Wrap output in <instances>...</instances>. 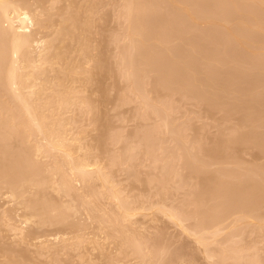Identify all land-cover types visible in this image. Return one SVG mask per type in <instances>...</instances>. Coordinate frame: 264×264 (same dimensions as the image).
I'll return each instance as SVG.
<instances>
[{
	"label": "rangeland",
	"instance_id": "374dc122",
	"mask_svg": "<svg viewBox=\"0 0 264 264\" xmlns=\"http://www.w3.org/2000/svg\"><path fill=\"white\" fill-rule=\"evenodd\" d=\"M179 1L184 0L26 1L44 14L37 12L45 25L38 35L53 42L54 54L48 55L56 65L28 67L27 77V67L20 71L27 103L0 69L5 84L0 86L5 94L0 96V264H264V0H186L189 5L195 1L193 7ZM231 2L240 6V16ZM191 7L200 11L199 16L194 11L199 19ZM256 18L262 29L252 23ZM3 41L0 53L1 45L9 47ZM77 64L81 70L74 74ZM32 104L39 109L36 115L31 110L38 119L29 111ZM13 106V113L24 109L30 118L24 111L14 117ZM50 139L64 140L72 154L67 157L46 142ZM27 150H34V157ZM32 179L51 187L34 186ZM14 182L21 183L18 191H29H20L18 200L10 196ZM35 202L36 208L47 209L45 219H35L40 211L32 223L24 222L19 213L28 214L30 208L32 215ZM246 213L250 217L244 220ZM12 221L24 228L22 233L12 229ZM213 222L223 224L221 230ZM206 231L214 236L203 242L198 236ZM60 234L71 241H55ZM39 235L49 243L39 244Z\"/></svg>",
	"mask_w": 264,
	"mask_h": 264
},
{
	"label": "bare ground",
	"instance_id": "6f19581e",
	"mask_svg": "<svg viewBox=\"0 0 264 264\" xmlns=\"http://www.w3.org/2000/svg\"><path fill=\"white\" fill-rule=\"evenodd\" d=\"M25 1V2H24ZM27 0H0V38H2V40H4L3 42H5L6 41V43H8L9 42V47L7 46V47H5V46H3V45H1L2 46V48L1 49H4L1 53H0V57L2 58L3 57V59H4V57L5 56H7L8 55V57L6 58L7 60H8V62H7V60H1V58H0V69H2V71H4L3 73H2V76H4V78L5 77H7L8 79H10V83H13V84H15L14 86H12V89H13V87L15 88V90H16V92H17V95H18V97H20L21 98V100H23L24 101V103H27V101H28V98L30 97L29 95V97H27V101H26V99H25V95H23L24 93H23V90H22V88H23V83H22V81L24 82L25 80H23V79H21L22 81H20V79L19 78H22V74H21V72H22V69L23 68H25V67H27L25 70H26V73L24 74L25 75V77H27L26 75H29V74H27V71L28 70H30L31 68H33V69H35V67H38V68H40V67H42V66H44V64H46V63H50V58H52V60L51 61H54L53 60V57H50L49 55H51V54H49V51L51 50V43H53L52 41L50 42L49 40H48V38L46 37V36H44V37H42V35L41 36H39L38 34L40 33H38V31H41L40 30V28H41V26H42V23L41 22H43V21H41V19L39 18V15H41L40 17H42V15H44L43 13H42V11L41 10H33V8H31L30 7V5H28V2H26ZM133 1V0H132ZM138 1V0H137ZM148 1H150V0H148ZM169 1V0H168ZM173 1V0H172ZM184 1H185V3H184ZM184 1H182L183 2V4L184 5H186V3H187V1L186 0H184ZM229 1V0H228ZM231 1V0H230ZM230 1H229V3L228 4H230ZM248 1V0H247ZM261 1V0H260ZM154 2H155V0H154ZM180 2V1H179ZM182 2H180V3H182ZM198 2V1H197ZM223 2V1H222ZM234 3H235V0L233 1ZM241 2V1H240ZM264 2V1H263ZM263 2L261 1V4H263ZM140 2H138V4H139ZM153 3V2H152ZM151 3V4H152ZM165 3V2H164ZM170 3H171V0H170ZM169 3V4H170ZM194 3H195V1H194ZM194 3L192 4L193 6H194ZM234 3H232L231 2V6L233 5V7H235L236 9H234V10H236V13L238 14L240 11H241V9L240 10H238L237 8L238 7H240V6H236L237 5V3H236V5L234 6ZM30 4V3H29ZM129 4V3H128ZM150 4V5H151ZM167 4V3H166ZM178 4V3H177ZM188 4V6L190 7V6H192V5H189V3H187ZM204 4V3H203ZM214 4V3H213ZM223 4V3H222ZM125 5V4H124ZM127 5V4H126ZM140 5V4H139ZM138 5V6H139ZM154 5V4H153ZM174 5V4H173ZM176 5V4H175ZM174 5V6H175ZM198 4H196V6H197ZM205 5H207V4H205ZM264 5V4H263ZM45 6V5H44ZM178 6H179V4H178ZM177 5L175 6L176 8H177V10H178V8H180V7H178ZM181 6V5H180ZM187 6V5H186ZM192 6V7H193ZM230 6V7H231ZM154 7H155V5H154ZM171 7V6H170ZM192 7L191 8H189V10L190 9H192ZM258 7V6H257ZM134 8H137V6L136 7H134ZM141 8H142V6H141ZM141 8L139 9V8H137V10H141ZM202 8V7H201ZM44 9V8H43ZM42 9V10H43ZM49 9V8H48ZM152 9H153V7H152ZM172 9V8H171ZM195 10V13L196 14H198V16L200 15L199 14V12L197 11L196 12V8H194ZM199 10H200V8H198ZM233 9V8H232ZM250 9V8H249ZM263 9V8H262ZM261 9V10H262ZM130 10V9H129ZM135 10V9H134ZM148 11V8L146 9H144V11ZM182 10H183V8H182ZM237 10H238V12H237ZM261 10H260V12H261ZM41 11V12H40ZM44 11V10H43ZM136 11V10H135ZM134 11V12H135ZM190 11H192V14H193V16L194 17H197V19H199V17L196 15H194L195 13H194V11H193V9L192 10H190ZM245 11H246V9H245ZM263 11V10H262ZM39 13V15H38V13ZM130 12V11H129ZM132 12V11H131ZM134 12H133V14H134ZM259 12V13H260ZM42 13V14H41ZM45 13V12H44ZM181 13H187L186 11H181ZM180 13V14H181ZM251 13V12H250ZM250 13L248 14V15H250ZM253 13V12H252ZM132 14V13H131ZM133 14H132V16H133ZM191 14V15H192ZM186 16L188 15V14H185ZM239 15V14H238ZM241 15V14H240ZM239 15V16H240ZM252 15V14H251ZM189 16H190V13H189ZM74 17V16H73ZM127 17H128V15H127ZM162 17V16H161ZM180 17V16H179ZM243 17V16H242ZM241 17V18H242ZM247 17V16H246ZM261 17H263V16H261ZM260 17V18H261ZM46 18V17H45ZM44 18V19H45ZM189 19H191L190 17H188ZM204 18V17H203ZM259 18V19H260ZM73 20H74V18H72ZM193 20H194V18H192ZM191 19V20H192ZM197 19H195V21H198ZM253 19H255L254 18V15H253ZM132 20H133V17H132ZM200 20H202V17H201V19ZM204 20V19H203ZM256 20H257V22H256ZM256 20H254L252 23L255 25L256 23V25H257V27H259L260 28V25H261V23H259L258 22V18H256ZM41 21V22H40ZM77 21H79V20H77ZM246 21V20H245ZM263 21V20H262ZM261 21V22H262ZM174 22V21H173ZM41 25H40V24ZM86 23V22H85ZM84 23V24H85ZM240 23V22H239ZM75 24V23H74ZM81 24V23H80ZM79 24V25H80ZM238 24V23H237ZM252 24V25H253ZM258 24H260V25H258ZM264 24V23H263ZM67 25V24H66ZM87 25V24H86ZM240 25V24H239ZM242 25V24H241ZM44 27H45V25H43ZM43 26H42V28H43ZM64 26V25H63ZM68 26V25H67ZM244 26V25H243ZM40 27V28H39ZM81 27V26H80ZM256 27V26H255ZM51 28V27H50ZM57 28V27H56ZM258 28V29H259ZM264 28V27H263ZM60 29V28H59ZM73 29V28H72ZM81 29V28H80ZM247 29H249V28H247ZM260 29H262V28H260ZM44 30H46V29H44ZM43 30V31H44ZM57 30V29H56ZM69 30H71V29H69ZM257 30V29H256ZM58 31V30H57ZM79 31V30H78ZM254 31L255 30H250V32H253L254 33ZM69 32V31H68ZM248 32H249V30H248ZM60 33V32H59ZM59 33H56V34H58L59 35ZM82 33H83V31H82ZM81 33V34H82ZM56 34H54V36L56 35ZM70 34H71V32H70ZM129 34H131V33H129ZM234 34H235V32H234ZM255 34V33H254ZM58 35H56V36H58ZM132 35H133V33H132ZM137 35H138V33H137ZM236 35V34H235ZM46 37V38H45ZM74 37V36H73ZM232 37V36H231ZM236 37V36H235ZM239 37V36H238ZM260 37V36H259ZM262 37V36H261ZM66 38H68V36L66 37ZM79 38V37H78ZM78 38H76L77 40H78ZM60 39V38H59ZM86 39V38H85ZM236 39H238V38H236ZM257 39V38H256ZM262 39V38H261ZM55 40H56V38H55ZM65 40V39H64ZM71 40V39H70ZM81 40V39H80ZM87 40V39H86ZM86 40H84V42L86 41ZM238 40H241L240 38L238 39ZM247 40V39H246ZM50 42V45H49V42ZM61 42V41H60ZM91 42V41H90ZM227 42H228V38H227ZM233 42V41H232ZM241 42V41H240ZM259 42V41H258ZM5 43V44H6ZM66 43V42H65ZM81 42H79V44H80ZM78 44V45H79ZM86 44H87V42H86ZM59 45H62V44H60L59 43ZM58 45V46H59ZM69 45H70V43H69ZM82 44H80V46H81ZM91 45V44H90ZM89 45V46H90ZM259 45V44H258ZM262 45V44H261ZM53 46H54V44H53ZM84 46H85V44H84ZM87 46V45H86ZM85 46V47H86ZM5 47V48H4ZM75 47V46H74ZM264 47V46H263ZM88 48V47H87ZM240 48V47H239ZM5 49L7 50V51H5ZM80 49H82V48H80ZM259 49V48H258ZM78 50V49H77ZM233 50V49H232ZM244 50V49H243ZM249 50V49H248ZM263 50V49H262ZM5 51V52H4ZM56 51V50H55ZM64 51V50H63ZM68 51H69V49H68ZM83 51H85V50H83ZM90 51V50H89ZM235 51V50H234ZM237 51V50H236ZM250 51V50H249ZM51 52V51H50ZM58 52V51H57ZM66 52V51H65ZM70 52H71V49H70ZM78 52V51H77ZM85 52H87V51H85ZM241 52V51H240ZM244 52H245V50H244ZM263 52H264V50H263ZM51 53H53V50H52V52ZM60 53V52H59ZM68 53V52H67ZM81 53H84V52H81ZM260 53V52H259ZM3 54V55H2ZM7 54V55H6ZM49 54V55H48ZM54 54V53H53ZM56 54V53H55ZM64 54V53H63ZM237 54H238V52H237ZM246 54V53H245ZM84 55H85V53H84ZM233 55H234V53H233ZM249 55H251V54H249ZM260 55V54H259ZM263 55V54H262ZM61 56V55H60ZM59 56V57H60ZM252 56V55H251ZM236 57H237V55H236ZM240 57V56H239ZM57 58H58V56H57ZM250 58V57H249ZM61 59V58H60ZM69 59V58H68ZM71 59V58H70ZM69 59V60H70ZM240 59V58H239ZM61 60H63V59H61ZM60 60V61H61ZM247 60H249V59H247ZM2 61V62H1ZM58 61V60H57ZM56 61V62H57ZM250 61H252V60H250ZM55 62V63H56ZM62 63H63V61H61ZM61 62H59V63H61ZM66 62H68V60H66ZM87 62V61H86ZM52 64H53V62H51ZM51 63L49 64V65H51ZM58 63V64H59ZM65 63V62H64ZM70 63V62H69ZM58 64H57V66H58ZM67 64V63H66ZM65 64V65H66ZM54 65V64H53ZM52 65V66H53ZM56 65V64H55ZM54 65V66H55ZM64 65V64H63ZM79 65H80V63H79ZM79 65L77 64L76 65V69L78 68V70H76V72H74V74L75 73H77V71H80L81 69V67L79 68ZM254 65V64H253ZM56 66V67H57ZM61 66V65H60ZM69 66H71L72 67V65H69ZM82 66V65H81ZM28 67L30 68V69H28ZM50 67V66H49ZM65 67V66H64ZM71 67H69V68H71ZM54 68V67H53ZM69 68H66V69H64V70H67V69H69ZM74 68V67H73ZM88 68V67H87ZM28 69V70H27ZM33 69H32V71H33ZM37 69V68H36ZM25 70H23V71H25ZM39 70V69H38ZM44 70V69H43ZM57 70H58V68H57ZM70 70V69H69ZM87 70H89V69H87ZM86 70V71H87ZM21 71V72H20ZM36 71V73H38L39 71H37V70H35ZM34 71V72H35ZM71 71H72V69L70 70V72L69 73H71ZM73 71H74V69H73ZM73 71H72V73H73ZM84 71V70H83ZM1 72V71H0ZM30 71H28V73H29ZM33 72V73H34ZM42 72H44V71H42ZM42 72H41V76L40 77H43L42 75ZM63 72V71H62ZM66 72V71H65ZM33 73H32V75H33ZM83 73V72H82ZM4 74V75H3ZM20 74H21V77H20ZM31 74V73H30ZM40 74V73H39ZM47 74H49V73H47ZM59 74V73H58ZM89 74V73H88ZM23 75V76H24ZM31 75V76H32ZM34 75H37L38 76V74H34ZM66 75H67V73H66ZM30 76V75H29ZM36 76V77H37ZM34 77V76H33ZM33 77H32V79H33ZM39 77V78H40ZM65 77H67L68 78V76H65ZM29 78V77H28ZM31 78V77H30ZM66 78V79H67ZM0 79H1V81H2V78L0 77ZM32 79L30 80V81H32ZM36 79V78H35ZM62 79H63V77H62ZM49 80V79H48ZM61 80V79H60ZM70 80V79H69ZM73 80V79H72ZM72 80H70V81H72ZM77 80V79H76ZM1 81H0V86L2 85V83H4L3 81H2V83H1ZM27 81H28V79H27ZM35 80H33L32 81V83L34 82ZM39 81H40V79H39ZM38 81V82H39ZM42 81V80H41ZM40 81V82H41ZM44 81H45V78H44ZM51 81V80H50ZM56 81H58V80H56ZM37 82V83H38ZM66 82V81H65ZM25 83V82H24ZM28 83H29V81H28ZM58 83V82H57ZM72 83V82H71ZM75 83V82H74ZM74 83H72V84H74ZM12 84V85H13ZM36 84V83H35ZM51 84V83H50ZM29 85H31V83L29 84ZM40 85V84H39ZM42 85V84H41ZM59 85V84H58ZM5 87V84H3L1 87ZM10 86V85H9ZM33 86H34V84H33ZM54 86V85H53ZM71 86V85H70ZM69 86V87H70ZM11 87V86H10ZM8 88L10 91H11V88ZM25 87V86H24ZM28 87V86H27ZM30 87V86H29ZM37 87V86H36ZM41 87V86H40ZM45 87V86H44ZM44 87H43V89H44ZM57 87V86H56ZM26 88V87H25ZM35 88V87H34ZM38 88V87H37ZM37 88H35V89H37ZM53 88V87H52ZM64 88V87H63ZM5 89V88H4ZM7 89V88H6ZM6 89H5V91H6ZM28 89V88H27ZM33 88H30L28 91H30L29 92V94L30 95H32V93H31V91L33 92V90H32ZM35 89H34V92H35ZM51 89V88H50ZM56 89V88H55ZM67 89V88H66ZM3 89H1V91H2ZM22 90V91H21ZM26 90V89H25ZM14 91V89L12 90V92ZM44 91V90H43ZM58 91V90H57ZM59 91H60V89H59ZM3 92V91H2ZM7 92H9V91H7ZM6 92V93H7ZM11 92V93H12ZM25 92V91H24ZM41 92V91H40ZM50 92H51V90H50ZM64 92H66V91H64ZM23 93V94H22ZM42 93V92H41ZM4 94V93H3ZM3 94H0V96H2ZM9 94V93H8ZM34 94V93H33ZM39 94V93H38ZM62 94V93H61ZM61 94L59 93V95L61 96ZM7 95V94H6ZM10 95V94H9ZM8 95V96H9ZM36 95V94H35ZM43 95V94H42ZM56 95V94H55ZM65 95V94H64ZM68 95H69V93H68ZM63 96V95H62ZM70 96V95H69ZM73 96V95H72ZM5 97V94H4V96H3V98ZM10 98H11V96H9ZM16 97V96H15ZM34 97V96H33ZM41 97V95H39V98ZM43 97V96H42ZM64 97V96H63ZM62 97V98H63ZM68 97V96H67ZM76 97V96H75ZM19 98V99H20ZM47 98V97H46ZM53 98H55V97H53ZM60 98V97H59ZM25 99V100H24ZM51 99V98H50ZM50 99H49V101H50ZM67 99V98H66ZM2 100L3 99H1V102H2ZM39 100V99H38ZM4 101V100H3ZM40 101H41V99H40ZM43 101V100H42ZM41 101V104L43 103ZM48 101V100H47ZM67 101V100H66ZM71 101V100H70ZM19 101H17V103H18ZM39 102V101H38ZM53 102V101H52ZM69 102V101H68ZM45 103H46V100H45ZM50 103V102H49ZM66 103V102H65ZM65 103H63L62 105H64ZM1 104V103H0ZM6 104V103H5ZM12 104V103H11ZM35 104H38L37 102L35 103ZM52 104V103H51ZM51 104H50V106H51ZM67 104V103H66ZM65 104V105H66ZM71 104V103H70ZM4 105V104H3ZM17 104H15V106H16ZM21 105V104H20ZM9 106V105H8ZM7 106V108H9V109H11V105L8 107ZM15 106H13L12 107V112L11 113H13V110L15 111ZM33 106V104L31 105V107ZM35 107H36V105H34ZM55 106V103H54V105H53V107ZM58 106V105H57ZM56 106V107H57ZM1 108L3 107V106H0ZM27 107H28V105H27ZM65 107V106H64ZM4 108H6V106L4 105ZM20 108V107H19ZM44 108V107H43ZM16 109H17V107H16ZM21 109H23V108H21ZM34 109H36V108H34V107H32L30 110L29 109H26V110H29L30 112H32L31 110H33L34 111V114H35V110ZM46 109V108H45ZM60 109V108H59ZM62 109V108H61ZM6 110V109H5ZM18 110V109H17ZM37 111L39 110V109H36ZM40 110H41V108H40ZM10 111V110H9ZM23 111H24V109H23ZM23 111H17V112H15V113H17V114H19V112H21V114H22V112ZM28 111V112H29ZM37 111H36V113H37ZM44 111V110H43ZM42 111V112H43ZM46 111V110H45ZM51 111V110H50ZM4 112V111H3ZM2 112V113H3ZM39 112V111H38ZM48 112V111H47ZM58 112H59V110H58ZM57 112V113H58ZM1 113V112H0ZM15 113H13L14 114V117L16 116L17 117V115L15 114ZM40 113H41V111H40ZM53 113V112H52ZM57 113H56V115H57ZM5 114H7V112L5 113ZM5 114H4V117H8L9 115H6L5 116ZM20 114V115H21ZM26 113H25V111H24V113L22 114V115H25ZM32 115H33V117H35V115L33 114V112L31 113ZM47 114V113H46ZM54 114V113H53ZM27 115V114H26ZM29 115V114H28ZM27 115V116H28ZM32 115H30V116H32ZM41 115H42V113H41ZM41 115H39L40 117H41ZM45 115V114H44ZM49 115V114H48ZM48 115H47V118H46V120L48 119ZM52 116V115H51ZM54 116V115H53ZM1 117V116H0ZM19 117V116H18ZM23 117V119L24 118H27L28 119V117H24V116H21V118ZM33 117H32V119H33ZM43 117V116H42ZM59 117V116H58ZM11 118V117H10ZM21 118H20V120L19 119H17V120H19L20 122H21ZM30 118V117H29ZM35 118H39V117H35ZM52 118V117H51ZM12 119V118H11ZM22 119V120H23ZM26 119V120H27ZM32 119H30L31 121H32ZM43 119V118H42ZM16 120V119H15ZM26 120H25V122H26ZM40 120H41V118H40ZM50 120V119H49ZM54 120H56V118L54 119ZM9 121H10V119H9ZM24 121V120H23ZM39 121V120H38ZM45 121V120H44ZM53 121V120H52ZM61 121V120H60ZM4 122V121H3ZM15 122H17V121H15ZM15 122H13V123H15ZM33 122H34V119H33ZM42 122V121H41ZM46 122V121H45ZM23 123V122H22ZM32 123V122H31ZM30 123V124H31ZM36 123V122H35ZM35 123H33V124H35ZM39 124H40V122H38ZM52 123V122H51ZM55 123V122H54ZM6 124V123H5ZM28 124V125H27ZM10 125V124H9ZM21 125V124H20ZM25 125H27L28 127V130L30 129V125H29V123H27L26 122V124H24V126ZM32 125V124H31ZM46 125V124H45ZM37 126H39V125H37ZM52 126H53V123H52ZM57 127L59 126V123H58V125H56ZM65 126V125H64ZM3 127H5V126H3ZM34 127V126H33ZM35 127H36V125H35ZM34 127V128H35ZM54 127V126H53ZM53 127H51V129L53 128ZM6 128V127H5ZM27 128H26V130H27ZM63 128V127H62ZM7 129V128H6ZM18 129V128H17ZM20 129V128H19ZM18 129V130H19ZM22 129V128H21ZM24 129V128H23ZM36 129V128H35ZM38 129H40V127L38 128ZM55 129V128H54ZM31 130H33V128L31 129ZM64 130V129H63ZM3 131V130H2ZM23 131V130H22ZM37 131V130H36ZM39 131V130H38ZM18 132V131H17ZM25 132V131H24ZM23 132V133H24ZM27 132L28 131H26L25 133H26V135H27ZM33 132H35V130H33ZM41 132V131H40ZM43 132V131H42ZM44 132H45V130H44ZM52 132H53V130H52ZM67 132V131H66ZM10 133V132H9ZM14 133H15V131H14ZM29 133H30V131H29ZM37 133V132H36ZM65 133V132H64ZM68 133V132H67ZM15 134H20V133H15ZM21 134H22V132H21ZM20 134V136H18V138L20 137V139H22L21 138V135ZM31 134H35V133H31ZM40 134V133H39ZM51 134V132L49 133V135ZM60 134H61V132H60ZM25 135V134H24ZM28 135H30V134H28ZM66 135V134H65ZM13 136V135H12ZM35 136H36V134H35ZM38 136V135H37ZM40 136H41V134H40ZM52 136V135H51ZM58 136V135H57ZM23 138H24V136H22ZM27 137V136H26ZM44 137V136H43ZM46 137V136H45ZM53 137V136H52ZM52 137H51V139H52ZM63 137V136H62ZM42 138V137H41ZM48 138V137H47ZM56 138V137H55ZM72 138H74V137H72ZM28 139H29V137H27V144H28ZM32 139V138H31ZM36 139H38V138H36ZM49 140V141H46V142H49V143H52V146H54V147H57V148H60V150L62 149L63 151L65 150V152L66 153H68V155H67V157L68 156H70L72 153H70V151L69 150H67V144L65 143V141L64 140H62V139H59V140ZM65 139V138H64ZM68 139V138H67ZM71 139V138H70ZM39 140V139H38ZM38 140H36V141H38ZM43 140V139H42ZM73 140V139H72ZM75 140H76V138H75ZM31 141V140H30ZM33 141V140H32ZM71 141V140H70ZM42 142V141H41ZM22 143V142H21ZM31 143V142H30ZM35 143V142H34ZM39 143V142H38ZM45 143V142H44ZM44 143H43V145H42V147L44 146ZM40 144H42V143H40ZM46 144V143H45ZM48 144V143H47ZM38 145V144H37ZM31 146H33V145H31ZM30 146V147H31ZM47 145H45V147H46ZM48 146H49V144H48ZM30 147H28L27 149L29 150L30 149ZM41 147V148H42ZM51 147V146H50ZM49 147V148H50ZM36 148V147H35ZM35 148L33 147V149L35 150ZM53 148V147H52ZM64 148V149H63ZM26 150V149H25ZM23 151L24 153H27V155L29 156V154H31V152L33 153V151L31 150V151ZM50 150H51V148H50ZM2 151V150H1ZM36 151V150H35ZM34 151V153L36 154V152ZM37 151H39V150H37ZM43 151V150H42ZM41 151V152H42ZM54 152H55V150H53ZM57 151H58V149H57ZM41 152H40V154H41ZM53 152V153H54ZM29 153V154H28ZM49 153V152H48ZM52 153V154H53ZM34 154V155H35ZM50 154V153H49ZM56 154V153H55ZM63 154V153H62ZM74 154V153H73ZM25 155V154H24ZM27 155L25 156V157H27ZM32 155V154H31ZM39 155V154H38ZM33 156V155H32ZM35 156H37V155H35ZM54 156V155H53ZM58 156V155H57ZM74 156V155H73ZM24 157V158H25ZM34 157V156H33ZM60 157V156H59ZM77 157V156H76ZM86 157V156H85ZM30 158H32V157H30ZM37 158H38V156H37ZM36 157L34 158V159H37ZM61 158V157H60ZM81 158V157H80ZM28 159V158H27ZM26 159V160H27ZM76 159H78V158H76ZM83 159V158H82ZM32 160V159H31ZM69 160H71V159H69ZM28 161H30L29 159H28ZM77 161V160H76ZM85 161V160H84ZM16 162V161H15ZM20 162V161H19ZM26 162V161H25ZM37 162V161H36ZM55 162H56V160H55ZM60 162H61V160H60ZM65 162H67L66 160H65ZM84 163L83 161H80L79 163L80 164H82V163ZM22 163H24V161L22 162ZM34 163V162H33ZM39 163V162H38ZM68 163V162H67ZM27 164V163H26ZM30 164V163H29ZM80 164H78L77 165V167L80 165ZM91 164V163H90ZM93 164V163H92ZM89 165V163H84L83 164V166H88ZM95 165V164H94ZM29 166H31V165H29ZM54 166H56V165H54ZM59 166V165H58ZM82 166V167H83ZM13 167V166H12ZM17 167V166H16ZM33 167V166H32ZM63 167V166H62ZM61 167V168H62ZM66 167V166H65ZM72 168L74 167L75 168V166H71ZM70 167V168H71ZM77 167H76V169H77ZM97 167V166H96ZM101 168V166H99L98 165V167L97 168ZM15 168V167H14ZM20 168V167H19ZM69 168V169H70ZM73 168V169H74ZM100 168H99V170H100ZM29 169V168H28ZM34 169L36 170V166L35 167H33V171H34ZM84 169V168H83ZM94 169V168H93ZM101 169H103V168H101ZM19 170V169H18ZM27 170V169H26ZM30 170L31 169H29L28 170V172H30ZM64 170V169H63ZM80 170H82L81 168L79 169V172H80ZM95 170V169H94ZM11 171V170H10ZM33 171H31V172H33ZM37 172L39 171V169L37 168V170H36ZM78 171V170H77ZM77 171H73V173L74 172H77ZM82 171H84V170H82ZM20 172H21V170H20ZM19 172V173H20ZM27 172V173H28ZM35 172V171H34ZM85 172V171H84ZM96 172H98L97 170H96ZM101 172V171H100ZM38 173H40V171L38 172ZM63 173V172H62ZM81 173H83V172H81ZM81 173H79V174H81ZM87 173H88V171H87ZM89 173H90V169H89ZM94 173V172H93ZM99 173V172H98ZM33 174V173H32ZM35 174H37V173H35ZM75 174V173H74ZM38 175V174H37ZM77 175H78V173H77ZM81 175H83V174H81ZM91 175V174H90ZM100 174H98V176H99ZM32 176V175H31ZM31 176H29V180H31ZM36 176V175H35ZM64 176H67V175H64ZM92 177H93V175H91ZM13 177V176H12ZM17 177H19V175H17ZM23 177V176H22ZM39 177V176H38ZM38 177H36V178H38ZM42 177V176H41ZM78 177H81V176H79L78 175ZM86 177V176H85ZM88 177H89V175H88ZM101 177V176H100ZM99 177V178H100ZM103 177V176H102ZM106 177H107V174H106ZM106 177L104 176V179H106ZM35 178V177H34ZM33 178V179H34ZM62 178H63V176H62ZM98 178V177H97ZM26 179V178H25ZM25 179H23V180H21L22 182L25 180ZM28 179V178H27ZM32 179V182L33 181H35V180H33ZM45 179H47V178H45ZM85 179V178H84ZM107 179H108V177H107ZM106 179V181H108ZM37 180V179H36ZM88 180V179H87ZM95 180H96V177H95ZM100 180H102L101 178H100ZM21 181H19V182H21ZM38 181V182H37ZM37 181H35V182H33L32 183V185H34V186H37V184L40 182V181H42L43 182V180H37ZM61 181V180H60ZM59 181V182H60ZM85 181V180H84ZM106 181H104L105 183H106ZM29 182V181H28ZM31 182V181H30ZM29 182V183H30ZM64 182V181H63ZM62 181H61V183H63ZM68 182V181H67ZM0 183H1V181H0ZM48 185H49V183L48 182H46ZM46 183L44 182V183H39V184H41V185H43V186H45L46 185ZM61 183H59V185H61ZM87 183V182H86ZM108 183H109V181H108ZM18 184V186L15 184V182H14V184H12V189L11 188H9V187H11V186H9L8 188L10 189V196H12V199L14 200H18V198H19V195L21 196V192L20 191H22V192H24L25 193V190L27 191V189H25V190H20V191H18V187L19 188H21L20 186H19V184L21 185V183H17ZM25 183H23V185H24ZM36 184V185H35ZM39 184H38V186H39ZM67 184V183H66ZM69 184H70V182H69ZM104 184V183H103ZM7 186H8V184H6ZM13 185H15V187L13 186ZM31 185V184H30ZM40 185V186H41ZM51 185V184H50ZM49 185V186H50ZM68 185V184H67ZM71 185V184H70ZM1 186H3L2 185V183H1ZM16 186H17V188H16ZM25 186V185H24ZM24 186H22L23 188H24ZM26 186H27V184H26ZM47 186V185H46ZM30 187V186H29ZM28 187V188H29ZM33 187V186H32ZM51 187V186H50ZM60 187V186H59ZM62 187H64L63 189H65V186H62ZM112 187H116V185L115 186H112ZM4 187H2V189H3ZM38 188V187H37ZM45 188V187H44ZM47 188V187H46ZM55 188V187H54ZM72 188H74V187H72ZM1 189V188H0ZM16 189V190H15ZM34 189V188H33ZM40 189H42V187H40ZM35 190H38V189H34V191ZM68 190L70 191V189L68 188ZM32 191V190H31ZM43 191V190H42ZM72 191V190H71ZM17 192H19V194H17ZM27 192H29V191H27ZM26 192V193H27ZM39 192H41V191H39ZM112 192V191H111ZM1 193V192H0ZM25 193V194H26ZM35 193V192H34ZM36 194L37 193H35V196H36ZM42 194V193H41ZM45 194V193H44ZM109 194H110V192H109ZM22 195H23V193H22ZM28 195V194H27ZM27 195H26V197H27ZM32 195V194H31ZM43 195V194H42ZM9 196V197H10ZM33 197H34V195H32ZM113 196V195H112ZM117 196V195H116ZM23 197V196H22ZM45 198V196H42V198ZM11 198V197H10ZM28 198V197H27ZM27 198H25V199H27ZM116 198V197H115ZM118 199L120 198L119 196L117 197ZM36 199V198H35ZM28 201L29 200H31V201H29V202H33L32 200V197H31V199H27ZM40 200V199H39ZM45 200H47L46 198H45ZM41 201H43V200H41ZM17 202V201H16ZM119 202V201H118ZM19 203H20V201H19ZM23 203H27L26 201H24ZM36 203V202H35ZM49 203V202H48ZM20 204H22V203H20ZM19 204V205H20ZM25 204L22 206V205H20L21 207H24L25 206ZM33 204V203H32ZM32 204H30V203H28L27 205H29L30 207H32ZM26 205V206H27ZM43 205V204H42ZM50 205H52V204H50ZM36 206L38 207V205H37V203L35 204V208H36ZM45 206V205H44ZM48 206H49V204H48ZM42 207V206H41ZM40 207V208H41ZM27 208V207H26ZM35 208H34V211H32L31 213H32V215L30 214L29 215V213H30V211H31V209L29 208V210L30 211H27V212H29L28 214L27 213H25L24 212V214L22 213H19V217L20 218H23L24 220V222H29V223H32L31 221H33V220H35V219H38L37 217L39 216V218H40V216L42 217V215H43V218L45 217V215H44V211L45 210H47V209H45L44 211H43V208H42V210L41 209H38V208H36V209H38V210H35ZM46 208V207H45ZM51 208V207H50ZM121 208V207H120ZM122 208H124V207H122ZM17 209V208H16ZM15 209V210H16ZM19 209V208H18ZM125 209V208H124ZM14 210V211H15ZM27 210V209H26ZM129 210V209H128ZM41 211V212H40ZM43 211V212H42ZM52 211V213H53V210H51ZM125 211V210H124ZM123 211V212H124ZM36 212H40V214L39 213H37V215H36ZM50 212V211H49ZM62 212V211H61ZM64 212V211H63ZM235 213H239V211H234ZM241 212V211H240ZM245 212H247V211H243V213H245ZM4 213V212H3ZM2 213V214H3ZM47 213V212H46ZM132 213V212H131ZM242 213V214H243ZM247 213H249V212H247ZM245 214V216L244 215H242L243 217H244V220H246V218L245 217H250V215L249 214ZM128 214V213H127ZM176 215H177V213H175ZM230 214H232V213H229L228 215V218L230 217ZM13 215V214H12ZM35 215H36V218L35 219H33V217H35ZM64 215V214H63ZM124 215V214H123ZM240 215V214H239ZM239 215H237V216H239ZM48 216H49V214H48ZM51 216V215H50ZM56 218H57V216L56 215H54ZM53 216V217H54ZM64 216H66V215H64ZM172 216V215H171ZM174 216V215H173ZM179 216H180V214H179ZM241 216V217H242ZM16 217H18L17 215H16ZM63 217V216H62ZM129 217V216H128ZM225 217H226V219H227V215H225ZM225 217L224 218H222V219H220V221L219 222H221V223H223V222H225ZM240 216H239V218H240V220H243L242 218H241ZM9 218H11L12 219V217H9ZM52 218V217H51ZM179 218V217H178ZM238 218V217H237ZM239 218H238V220L237 221H239ZM2 219H3V217H2ZM11 219H10V222H11ZM14 219V218H13ZM12 219V220H13ZM33 219V220H32ZM45 219V218H44ZM44 219H42L41 220V224H42V221H44ZM46 219H47V217H46ZM54 219V218H53ZM53 219H50V220H53ZM66 219V218H65ZM64 218L62 219V220H65ZM173 219H175V218H173ZM180 219V218H179ZM218 219V220H219ZM48 220V219H47ZM67 220V219H66ZM180 220H182V219H180ZM222 220V221H221ZM9 221V220H8ZM15 222H16V219L14 220ZM14 221H12L13 223H11V224H13V226H11V227H13L12 229L16 232V233H22L23 232V227L20 225V224H14L15 222ZM20 221V220H19ZM22 221V220H21ZM46 221V220H45ZM55 221H57L58 223L61 221V219H60V221H58L57 219L56 220H53V223H55ZM183 221V220H182ZM235 221H236V218H235ZM237 221H236V223H237ZM38 222H39V220H38ZM37 222V223H38ZM48 222V221H47ZM52 222V221H51ZM50 222V223H51ZM56 222V223H57ZM63 222V221H62ZM61 222V223H62ZM232 222V221H231ZM36 223V224H37ZM52 223V224H53ZM216 223H218V221L216 222ZM221 223H219V224H217V226L219 225V226H221L222 227V225L223 224H221ZM233 223H234V220H233ZM213 224H214V222H213ZM226 224V223H225ZM45 225V224H44ZM54 225H56V224H54ZM228 225V224H227ZM210 226H212V225H210ZM214 226H216L215 224H214ZM217 226H216V228H217ZM219 226H218V229H216V230H219L220 228H219ZM206 227V226H205ZM204 227V228H205ZM208 227V228H207ZM206 228L209 230L210 228H209V226H207ZM225 227H226V225H225ZM224 227V228H225ZM205 228V229H206ZM215 229H213V232L215 233ZM221 230V229H220ZM223 230V229H222ZM212 231V230H211ZM67 232V231H66ZM213 232L212 233H208V236H207V231L206 232H204V234H206L205 236H207V238H204V239H202V237H205V236H201L200 234V236H198L202 241L204 240L205 241V239H208V238H210V236L211 235H213L214 236V234H213ZM222 232V231H221ZM203 233V232H202ZM201 233V234H202ZM58 234V233H57ZM203 234V235H204ZM218 233L216 232V234L215 235H217ZM65 235L66 236H69V235H67V234H60V235H56L55 237H53L54 238V240L56 241V238H59V239H62V241L64 240V242L66 243L67 242V240H69V239H71L70 237H69V239L67 238V237H65ZM218 236V235H217ZM72 237V236H71ZM197 237V239H199ZM67 238V240L65 241V239ZM95 238V237H94ZM35 240L39 243V244H41L42 246H44L45 244L47 245V243H49V241L50 240H48V238L45 236V235H39V236H37V237H35ZM58 240V239H57ZM74 240V239H73ZM93 240V239H92ZM212 240H213V238H212ZM61 241V242H62ZM71 241V240H70ZM70 241H68V242H70ZM203 241V242H204ZM67 242V243H68ZM53 243V242H52ZM211 244V243H210ZM71 245V244H70ZM207 245V244H206ZM48 246H52V245H49L48 244ZM50 248V247H49ZM43 249H44V247H43ZM137 249V248H136ZM132 250V249H131ZM135 250V249H134ZM138 251H140V249H137ZM141 252V251H140ZM142 255V254H141Z\"/></svg>",
	"mask_w": 264,
	"mask_h": 264
}]
</instances>
